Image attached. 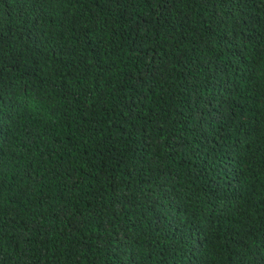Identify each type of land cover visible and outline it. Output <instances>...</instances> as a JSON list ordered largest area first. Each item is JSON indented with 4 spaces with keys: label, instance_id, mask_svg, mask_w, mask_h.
<instances>
[{
    "label": "trees",
    "instance_id": "trees-1",
    "mask_svg": "<svg viewBox=\"0 0 264 264\" xmlns=\"http://www.w3.org/2000/svg\"><path fill=\"white\" fill-rule=\"evenodd\" d=\"M262 69L264 0H0V264H264Z\"/></svg>",
    "mask_w": 264,
    "mask_h": 264
},
{
    "label": "snow or ice",
    "instance_id": "snow-or-ice-1",
    "mask_svg": "<svg viewBox=\"0 0 264 264\" xmlns=\"http://www.w3.org/2000/svg\"><path fill=\"white\" fill-rule=\"evenodd\" d=\"M261 71H262V74H264V69H262ZM34 107L38 108L39 105L38 104H35Z\"/></svg>",
    "mask_w": 264,
    "mask_h": 264
}]
</instances>
